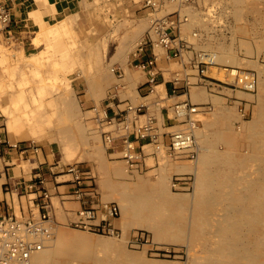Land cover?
I'll return each instance as SVG.
<instances>
[{"label":"rangeland","instance_id":"obj_1","mask_svg":"<svg viewBox=\"0 0 264 264\" xmlns=\"http://www.w3.org/2000/svg\"><path fill=\"white\" fill-rule=\"evenodd\" d=\"M7 2L9 0H0V4ZM29 2L31 6L27 16L17 18V24L14 22L15 18L13 20V26L16 27L14 28L15 32H12V37H4L0 34V214L5 215L8 212L19 217L20 210L24 211L28 207L32 208V200L36 198L34 194L28 193L27 195L21 192L20 195L13 194L10 198H7L6 188L9 187L8 182L10 181L14 182V184L30 182L34 175L38 174L37 171L39 169L34 170L37 167L43 168L39 172L44 181L43 187L50 193L55 194V180L60 185L70 184L67 181L71 180V177L66 175V170L70 166L79 165L83 170L90 172L93 177L92 183L97 191L99 200L118 204L116 201H107L103 198L105 190L100 187L99 183L101 180L107 179L111 182L131 186L132 183L130 182H133L136 174L152 179V176L157 173L156 170H159L161 163L159 155L157 156V151L153 150L155 143L151 139H143L139 143L131 135L132 132L138 134L139 128L146 119V117L141 116L142 114L127 111L131 104L134 103L132 106H138L140 103V100L136 98L137 92L135 90L137 89L134 90L131 86L128 88L129 85L124 80L129 71L135 74L139 73V70L133 66L132 52L128 55V62L123 64L120 60L110 62V59L119 46L120 38L127 34L125 32H130L139 18H143L146 20V32L143 31L139 35L140 44L147 34L148 24H150L151 19L155 15L151 14L149 10L143 9L138 0H29ZM260 3L261 7L263 5V2H259V8ZM185 7L190 8L192 11L194 10L193 13H195L193 23L187 21L182 23L180 27L182 38L185 37L184 39L192 45V49L184 54L183 62L168 59L164 54L161 62L157 61L154 74H158L156 75V82L158 85L163 84L162 90H164L160 99L173 94L174 90L175 95L182 96V94L184 95L188 92L190 86L206 90L207 94L210 93L211 95H217L219 93L218 90L223 89L222 87L235 90L222 84L221 79L214 77L212 73V76L209 77L210 71L208 67H197L192 63L191 60L194 59V54L197 52L213 50V46L209 47L206 45L204 47L202 43H204L203 45L211 44L212 42L216 44L217 41L218 43L221 41L223 44L236 46L233 49L238 59L256 61L260 65L264 64V47L263 50L262 47H258L262 46V44L264 45V41L261 43V37H258L259 33H255V30L257 32L259 29H263V24L254 25V18L253 15H250V12L246 11L239 20L234 19L230 15L231 5L229 3L225 4V0H192L191 5L189 4ZM31 11L33 12L32 15H30ZM221 13L222 16L220 15ZM181 17L183 20L184 17ZM200 20L204 22L198 27ZM238 21L239 24L237 23ZM237 28H240L243 32L246 29H251H249V34L248 32L243 34L235 30ZM193 33H197V36L192 37ZM249 36L253 38L251 39ZM259 43L260 45L257 46ZM245 44L251 49V55L246 54L242 50ZM98 65L105 67L112 65L108 68L113 71L110 72L108 70V75L112 78L107 82V85L97 75ZM212 67L235 70L239 68L241 71L246 68V70H243L244 72L249 71L254 72V75L257 74L254 69L244 66L218 64ZM161 68H166V71L160 70ZM123 70L126 72L125 75ZM206 72L208 73L207 75ZM86 76H94L92 80L93 78L95 79V83L89 91H86L88 87ZM122 77L123 79H121ZM144 77V80L138 83L137 88L146 81V75ZM256 93L255 87L254 93L246 94L255 96ZM127 94L131 98L128 99ZM221 94L219 93L218 95L225 99L226 106L235 113L236 118L231 121L234 129L239 128L241 121H250L253 118L255 107L253 98ZM121 95H124L123 98ZM183 97L182 100H189L192 106L201 109H197V113L201 112L199 114L196 113L194 122L197 127H202V117L207 114L205 117H210L211 109H213L212 102L205 101L196 104L189 98ZM180 98H178L179 101H181ZM72 99L76 106V111L65 105L66 101ZM131 99L132 101L129 102ZM109 102L113 103V105L108 106ZM171 105L172 102L166 103V106ZM115 107L119 111L121 110L117 115L113 113V108ZM160 108V110L156 111L157 113L159 112V115L153 114L152 111L149 112V115H155L156 133L161 135V143L165 147L166 155L170 159L172 158L171 160L174 163H188L187 161H190V158L177 157L166 150L167 133L173 131L171 128L172 123L170 124V120H168L172 118V113L165 109L162 104ZM104 111L106 114L103 113ZM124 115L127 120H124ZM120 116L121 118H119ZM10 118L12 121H16L15 125L12 124L14 128H8ZM158 119L159 123L157 122ZM123 120L126 122L124 123ZM139 121L143 124H140ZM32 124L34 125L33 127ZM108 126L110 127L109 131ZM114 127H116V131L113 130ZM30 130L39 132L35 143H32L29 139L27 141H24V139L22 141L19 140L21 133L29 132ZM129 134V139L133 142L136 153H140L138 166L134 168H129L124 162L120 148L114 149V144H122V138ZM106 137L108 139L111 138L113 141L116 138H120L121 141L120 143L118 140L110 143ZM14 140L19 142L15 146L12 145ZM146 144H154V146L145 147ZM216 148L223 150L225 145L217 144ZM148 149L150 150L148 151ZM246 149L243 147V152L241 153L247 155L248 153L246 152L248 151ZM144 151H147L145 152L146 154H144ZM81 153L82 155H80ZM79 158L80 160H78ZM103 162L109 168L118 165L122 166L125 169V176L113 177L111 171L102 169L101 164ZM24 165L28 166L26 172L23 171ZM191 180L192 176L188 174L172 175L171 185L173 187H170V191L174 194H191ZM59 190L64 200L70 199L66 197L65 187H61ZM5 198L9 201L10 209L6 207ZM52 204L59 209L57 220H55L56 224H58V230H55V241H57L56 238L58 237H68L67 233L76 230L94 237L117 238L116 240L122 239L125 236L124 233H127L124 247L128 253L139 254L147 261H155L156 263L189 264L191 260V255L187 252V245L184 243L173 242L164 238L157 239L149 229L130 224L122 215L114 222V226L116 229L118 228L117 234L103 235L93 231L69 227V224L76 220L73 203H64V208L71 210L68 215L62 212L59 201L55 200V198L52 199ZM123 226L125 230H123ZM66 241L68 242L67 238L64 242L63 253L69 254L75 248L69 247L72 243L69 244Z\"/></svg>","mask_w":264,"mask_h":264},{"label":"bare ground","instance_id":"obj_2","mask_svg":"<svg viewBox=\"0 0 264 264\" xmlns=\"http://www.w3.org/2000/svg\"><path fill=\"white\" fill-rule=\"evenodd\" d=\"M138 1L140 2V0ZM259 2H263L262 7L260 3V8L258 5ZM226 3L231 5L230 15H232L234 19L239 20L243 17V14L248 11V13L250 12L251 16L253 15L254 25L263 24V29L258 30L257 28V32L255 30V33H259L258 37H261L260 41L262 40L261 43H263L264 0H225V4ZM185 6L187 5L166 3L159 11V14L167 15L178 11L180 17H184L183 20H185V22L190 21V23H193V20H195V13H193L194 10L192 11L190 8H186ZM32 14L33 12L31 11L30 15ZM220 15L222 16V13ZM200 21L198 23V27L204 22H202V20ZM237 23L239 24V21ZM145 27L146 20L139 18L130 32H125L127 34L120 38L119 46L116 48V51L111 57L110 62H114L116 60H120L122 64L128 62V55L131 52L133 53L135 48L138 47L139 35L145 31ZM249 29H246L244 32L240 30V28L235 30L243 34H247V32L249 34ZM150 30V24H148L147 31ZM203 44L204 43H202V46L204 47L206 45L209 47L213 46V50L207 52H209L208 54H211L215 57L217 64L244 66L252 68L256 71L257 93L255 96L253 94H246L236 89L230 90L225 87H222L223 89L218 90L220 94L222 93L221 95L233 94L236 96L253 98L255 102L253 118L250 121H241L239 128L237 127L238 129H234L231 125V121L236 118L235 113L233 110H231V108L226 106L227 104L224 101L225 99L219 96V93L217 95H211L210 93L207 94L206 90L204 91L195 86H190L188 92L184 95L182 94V96H180L181 98L172 97L171 100L164 98L161 101H157L158 98L161 97V93L164 91L162 90L163 84L157 85L155 87L157 99L153 100L155 103L152 101L149 102V100L146 102L147 106L151 108L149 109V112L152 111V113L155 115H159V112L157 113L156 111L160 110L159 108L161 107V104L164 105L165 108L170 111V113H172L171 107L166 106V103L173 102L178 98L182 100L183 96L187 97V99L189 98L196 104L205 101L212 102L213 109H211L210 117H205L208 114L202 117V127H197L194 124L190 127L194 136L193 147L174 155L177 157H188L190 158V161H187L188 163H174L171 160L172 158L170 159L169 156L166 155L165 147L162 146L163 143H161L162 138L160 135L156 141H154L155 146L154 144L152 145L154 146L153 150L157 151L158 153H156L157 156L159 155L161 165L158 168L159 170H156L157 173H153L154 175L152 176V179L144 178L134 173L136 174V178L133 179V182H130L132 185L129 186L122 183L118 184L111 182L110 180L104 178L106 180H101L99 183L100 187L105 190V194L102 196L107 201H116L120 208V215L127 219L130 224L149 229L157 239L164 238L169 241L181 242L187 245V252L191 255L189 264H264V64L260 65L256 61H242L241 59H238L237 54L233 49L236 46L233 47L231 45H226L221 43V41L219 43L217 41L216 44H213V42L211 44ZM258 45H260V43L257 44V46ZM258 47H262L263 50L264 45L262 44V46ZM158 49L159 48L155 49L156 59L158 62H161L165 52L162 49ZM242 50L246 54L251 55V49L246 44L243 46ZM184 58L182 57V60L178 61L183 62ZM107 66L105 67L103 65H98L97 67V75H99L102 82H106V85L107 82L112 78H110L108 75V68H110L112 65H109V67ZM221 69L209 67L210 75L208 76H212V73L213 76L218 79H221L225 82H233V78L230 76L233 74V72L227 73L224 71V69H222V71ZM244 69L246 70V68ZM244 69H242V71ZM125 70L127 71V69ZM125 70L123 71L125 72ZM160 70L166 71V68H161ZM138 72L139 73L135 74L129 71L127 76L124 77V80L129 85L128 88L131 86L134 90H138V83L143 81L145 78V74L143 72ZM125 74L126 72L124 75ZM207 74L208 73L206 72V75ZM90 77H85L88 85L86 91H89L95 83V79L93 78L92 80V77L94 76H92L91 79ZM121 79H123V77ZM137 90L135 91L137 92ZM127 93H129V91H127ZM123 96L121 95L122 98ZM126 96H128V99L131 98L128 94ZM136 98L139 99L137 94ZM131 101L132 99L129 102ZM133 104H131V106ZM65 105L68 108L76 111V106L73 103V99L66 101ZM112 105L113 103H108V106ZM131 112L133 113V111ZM200 112L201 111H199L197 114ZM103 113L106 114L105 111ZM195 116L196 113L191 117V119L195 120ZM119 118H121V116ZM13 121L10 118V121H8V128H14L12 124L15 125L16 121ZM125 122L126 121H124V123ZM157 122L159 123V119ZM139 123L141 124L142 122L139 121ZM33 126L34 125L32 124V127ZM176 127L179 126H175L174 128ZM109 129L110 127L108 128V131ZM115 129L116 127L113 128V130ZM84 130L83 132H85ZM38 136V131L30 130L29 132L21 133L19 140L22 141V139H24V141H27L29 139L32 141V143H35ZM94 136L96 135L94 134ZM17 143L19 142L14 140L12 145L15 146ZM217 144H224L225 148L223 150H218L216 148ZM152 145L146 144L145 147H151ZM243 147L247 148V155L241 153L243 152ZM149 150L150 149H148V151ZM145 152L147 151H144V154H146ZM80 155H82V153ZM78 160H80V158ZM101 166L103 170L111 171L113 173V177L121 175L125 176V169L122 166L118 165L109 168L104 162L101 164ZM186 174L192 176L190 184L192 190V192L190 190L191 194L172 193L170 191V187H173L171 185V176ZM123 230H125L124 226ZM126 234L124 233L125 236H123L122 239L116 240L117 238L107 239L102 237H94L93 235L83 232H69L67 233L68 237L63 238L62 236L56 238L57 241L51 240L50 242H47L41 251L31 256L27 264H165L156 263L155 261H147L139 254L128 253L124 247ZM66 238L68 239V242L66 241L67 243H72V245H69V247L75 248V250L68 249L70 251L72 250V252L69 254L63 253V247Z\"/></svg>","mask_w":264,"mask_h":264},{"label":"built area","instance_id":"obj_3","mask_svg":"<svg viewBox=\"0 0 264 264\" xmlns=\"http://www.w3.org/2000/svg\"><path fill=\"white\" fill-rule=\"evenodd\" d=\"M166 3L189 5L192 0H140L141 6L155 16L150 21L151 30L147 31L143 41L132 53L134 68L146 75V81L137 90L140 103L138 106H129L127 110L136 114L142 113L141 116L146 117L138 134H131L138 142L143 139H151L154 143L160 136L156 133L155 115H149L151 108L146 104L151 98L149 102L153 103H155L153 100L157 99L155 87L158 83L154 74L157 66L155 49H162L166 58L173 60H182L183 54L192 49V45L181 36L180 27L185 20L181 19L179 12L175 11L167 15L159 14ZM14 18L12 4L10 2L1 3L0 34L4 37H12L11 24ZM196 36L197 33L192 34V37ZM208 53L197 52L194 59L191 60L192 63L197 67L217 66L215 57ZM224 71L233 72L230 75L233 82L220 80L222 84L242 92L254 93L257 83L254 72L235 69H224ZM174 93L173 91V94H169V96L166 94V98L169 100L172 97H180ZM161 100L163 99L158 98L157 101ZM170 107L172 118L168 120H170V124L172 123L173 131L167 133L166 150L171 154H176L193 147L194 136L190 127L196 123L191 117L197 113V108L192 106L188 100L179 101L178 99L173 101ZM124 120L127 118L125 117ZM175 126L179 127L174 128ZM129 136L130 134L122 138L123 143L120 146H114V148H120L124 162L129 168H134L138 166L140 153H136V148ZM116 140H120V138L114 139V141ZM112 141L111 138L108 139V142ZM66 175L71 177V180L67 182L73 185V190L71 193H67L66 197L70 198L69 200H62L71 201L76 206V220L70 223L69 227L103 235H116L117 229L114 222L120 217L118 204L99 200L92 183L93 177L81 166H70L66 170ZM43 184L42 175L38 173L30 182H18L6 188V193L10 197L13 194L20 195L21 192H24L27 195L28 193L34 194L36 198L32 200V208L28 207L22 211L19 217L8 212L5 215L0 214V264H27L31 256L41 251L47 242L55 241V230H58V224L52 215L54 205L52 199L55 198V194L45 189Z\"/></svg>","mask_w":264,"mask_h":264},{"label":"crops","instance_id":"obj_4","mask_svg":"<svg viewBox=\"0 0 264 264\" xmlns=\"http://www.w3.org/2000/svg\"><path fill=\"white\" fill-rule=\"evenodd\" d=\"M9 2L12 4V7H13V13H14V17H15V20L14 19L13 20L17 24V22H18L17 18H23V16H27V14L29 13L28 10H29V8L31 6V3L29 2V0H9ZM15 27L16 26H13V23H12L11 24V29H12L13 32H15L14 31ZM113 109H114L113 113L114 114L116 113L115 115L120 113V111L117 110L116 107L113 108ZM116 141H114V142H116ZM118 142L120 143V140H118ZM114 146H120V144H118V145L114 144ZM24 166L25 167L23 168L24 169L23 171L26 172L28 166L27 165H24ZM38 169H39V171H37V172L39 173L43 168H41V167L34 168V170H38ZM8 184L10 186H12L14 184V182L10 181V182H8ZM61 187H65V193H71L72 190H73V185H71V184H62V185H60L59 182H57L55 180V188H54L55 189V200L59 201V204H60L62 212L65 215H68V214H70L71 210L64 208V203H69L70 204V203H73V202H71V201L66 202V201L62 200L63 197H62V194H61V192L59 190V188H61ZM7 198H10V196L8 195ZM7 198H5V204H6L7 209H10V206H9L10 204H9V201H7ZM74 209L76 210V206L75 205H74ZM58 210H59L58 208L53 206L52 215L54 216L55 220H57V212H58ZM75 210H74V212H75ZM21 212L22 211L20 210V213Z\"/></svg>","mask_w":264,"mask_h":264}]
</instances>
